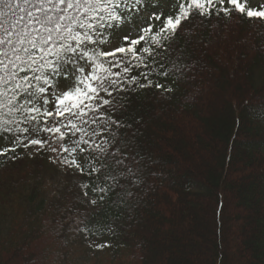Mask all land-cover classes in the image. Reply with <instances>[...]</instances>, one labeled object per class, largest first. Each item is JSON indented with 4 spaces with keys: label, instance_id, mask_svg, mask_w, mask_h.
<instances>
[{
    "label": "trees",
    "instance_id": "1",
    "mask_svg": "<svg viewBox=\"0 0 264 264\" xmlns=\"http://www.w3.org/2000/svg\"><path fill=\"white\" fill-rule=\"evenodd\" d=\"M158 1L0 0V264H86L81 237L118 250L101 264H264V2L170 0L90 140L62 143L55 196L22 156L54 108L89 93L73 75Z\"/></svg>",
    "mask_w": 264,
    "mask_h": 264
},
{
    "label": "rangeland",
    "instance_id": "2",
    "mask_svg": "<svg viewBox=\"0 0 264 264\" xmlns=\"http://www.w3.org/2000/svg\"><path fill=\"white\" fill-rule=\"evenodd\" d=\"M249 1L250 6L261 5L264 2V0ZM170 7V0H159L151 11H142L135 22L127 23L125 27L115 31L110 41L106 43L108 48L107 54L110 57L106 62L94 60L90 64H86L87 66L85 65L83 73L80 72L78 75H73V77L79 76V80L83 85L88 86L89 83V93L85 91L86 89L84 90V86H81L77 89L80 90L79 93L69 94L64 99V103H61L54 108L53 112L49 113L48 122L45 125V135L38 138L36 136L32 137L28 143V152L26 151V154H22L23 157L29 159H39V162L43 163L45 167L40 170V172L43 171L42 174L55 176L51 181L44 182L41 197L49 199L55 196V183L63 186L70 180V178L66 179L64 176L66 171L65 151L67 150L63 148L62 143L68 141L75 144L80 139L86 137V130L89 132L87 133V141L90 140L91 130L87 128L90 125L94 127V123L89 116L93 115L95 110H98L99 104L101 107V104L110 101L114 94L120 92L118 84L124 77V67L128 65L125 62L128 61L125 56L129 55L128 52L137 51L135 48L139 44L138 30L142 27L151 26L154 23L153 19L158 17L160 13L170 9ZM86 73L87 75H92L85 79L84 75ZM58 88L61 89V86ZM108 116L112 118L113 114H108ZM99 122L98 120L97 124ZM95 129L92 133L95 132ZM71 139L73 140L69 141ZM12 161H16V158L12 159ZM48 167H54L56 172L52 174L50 172L51 168ZM60 172L63 174L61 175ZM171 185L173 186V183ZM245 196L247 195H242L243 198ZM239 217V215H236L227 221L235 225L238 223ZM238 225L240 227V224ZM234 227L230 226L232 231ZM76 243L79 246L76 248L78 252L76 259L86 264H101L105 259L111 260L118 254V250H115L113 245L105 241H89L81 237ZM164 250L160 251L165 256ZM151 257L148 261L151 264H155L153 256ZM179 262L173 256L168 259L169 264H178Z\"/></svg>",
    "mask_w": 264,
    "mask_h": 264
}]
</instances>
